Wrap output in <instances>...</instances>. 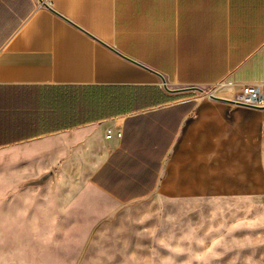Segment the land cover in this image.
<instances>
[{"label": "crops", "instance_id": "crops-1", "mask_svg": "<svg viewBox=\"0 0 264 264\" xmlns=\"http://www.w3.org/2000/svg\"><path fill=\"white\" fill-rule=\"evenodd\" d=\"M246 85L264 86V0H0V151L41 169L88 155L119 205L207 199L211 170L251 200L264 108L204 92Z\"/></svg>", "mask_w": 264, "mask_h": 264}, {"label": "rangeland", "instance_id": "rangeland-1", "mask_svg": "<svg viewBox=\"0 0 264 264\" xmlns=\"http://www.w3.org/2000/svg\"><path fill=\"white\" fill-rule=\"evenodd\" d=\"M18 156L0 151V264H264L259 175L251 200L231 173L219 191L211 170L207 199L165 186L119 205L90 184L88 155H68L54 169ZM56 242L59 249L46 245Z\"/></svg>", "mask_w": 264, "mask_h": 264}, {"label": "built area", "instance_id": "built-area-1", "mask_svg": "<svg viewBox=\"0 0 264 264\" xmlns=\"http://www.w3.org/2000/svg\"><path fill=\"white\" fill-rule=\"evenodd\" d=\"M221 88V86H219ZM210 97L215 96L213 91L210 92ZM230 100L240 105L264 108V86L262 85H246L237 93H232Z\"/></svg>", "mask_w": 264, "mask_h": 264}, {"label": "water", "instance_id": "water-1", "mask_svg": "<svg viewBox=\"0 0 264 264\" xmlns=\"http://www.w3.org/2000/svg\"><path fill=\"white\" fill-rule=\"evenodd\" d=\"M201 90V89H199ZM212 98L216 99V100H219V101H224V102H229V103H234V104H237V105H240L238 103H235L234 101L230 100V99H225V98H222V97H217V96H212Z\"/></svg>", "mask_w": 264, "mask_h": 264}]
</instances>
